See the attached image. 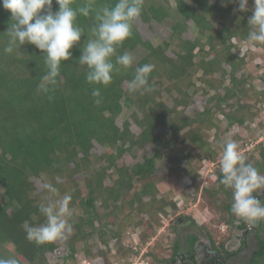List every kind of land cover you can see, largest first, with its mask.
<instances>
[{"label": "trees", "instance_id": "obj_1", "mask_svg": "<svg viewBox=\"0 0 264 264\" xmlns=\"http://www.w3.org/2000/svg\"><path fill=\"white\" fill-rule=\"evenodd\" d=\"M85 2L73 0L72 6L78 8ZM116 2L92 0L96 9ZM169 2L144 0L139 20L150 25L171 19V36L154 45L143 39L136 20L132 35L117 48V55L138 47L148 53L130 68L116 65L119 70L107 86L89 84L87 66L79 63L96 21L94 12L87 17L78 15L83 35L71 49V58L61 62L58 83L48 94L38 91L47 71L42 50L26 43L11 54L3 52L9 39L6 32L11 14L0 4V258L16 257L20 264H52L48 256L57 252V241L43 245L30 242L25 226L43 224L46 218L39 212V205L66 194L71 196L73 210L69 220L72 230L66 235L69 254L61 257L62 263L55 264H78L80 246L87 260L112 264L113 241L115 256L130 255L133 250L125 249L121 243L126 229L140 228L139 238L146 243L166 217L180 210L175 195H162L159 188L167 181L168 172L179 178L184 187L181 194L192 185L197 193L201 191V207L212 218L213 228L204 226L212 247H216L219 236L216 228L224 223L234 225L230 189L220 184V170L215 180H209V187L202 189L197 164L217 158L205 131L218 127V115H223L229 130L252 123L261 110L262 96L257 98L248 89V57L241 48L236 49L238 42H248V18L252 12L250 8L241 12L238 4L227 0H174V8ZM249 5L254 6L252 0ZM58 7L53 0V11ZM189 22L197 32L193 40L184 36L191 29ZM254 44L264 49V44ZM112 62L115 64V56ZM144 64L153 65L149 83L154 90L130 92L135 69ZM217 74L220 78L215 77ZM127 83L128 88H124ZM94 88L101 92L99 105L94 103ZM198 94L207 97L206 106L189 116L186 109ZM119 117L125 118L123 127L117 124ZM132 125L139 131L133 132ZM171 143L181 146L183 157L169 158V167L161 171L158 162L165 146ZM96 144L103 148V154L97 157L104 165L92 171L90 162L96 157L92 152ZM148 148L154 152L152 156L146 154L133 165L120 164L126 153ZM259 155L260 160H255L253 166L264 175V146ZM79 176H83L82 180ZM108 179L111 185L106 183ZM36 180L54 186L57 192L53 194L46 187L38 192ZM100 200L102 208L98 210ZM179 220L196 225L193 217L178 216L176 222ZM240 221L239 228L246 229V221ZM255 225L258 250L244 264H264V220ZM169 231L175 228L170 226ZM198 240L195 235L187 237L190 253ZM174 251L175 257L179 253L178 241Z\"/></svg>", "mask_w": 264, "mask_h": 264}, {"label": "clouds", "instance_id": "obj_2", "mask_svg": "<svg viewBox=\"0 0 264 264\" xmlns=\"http://www.w3.org/2000/svg\"><path fill=\"white\" fill-rule=\"evenodd\" d=\"M59 6L53 11V0H0L2 7L10 12V25L7 30L9 37L3 52L11 54L26 43L42 50L45 56L46 74L41 78L38 91L48 94L58 83L62 61L71 58L74 46L79 44L82 29L77 24L78 15L85 17L95 13V26L92 36L82 48L79 63L87 66L86 80L89 84L107 86L113 73L118 71L116 65L127 69L134 64V57L128 52L117 55V48L132 35L134 22L141 16L144 0H117L113 6L96 9L92 0H86L83 6L73 8V0H55ZM239 5V11H249V0H227ZM252 15L248 18L249 43L264 44V0H252ZM227 6V3H225ZM115 56V64L112 57ZM153 65L144 64L135 69L130 81L129 91L141 94L154 90L149 83ZM94 103H102L99 88L92 90ZM51 99V96L49 97ZM222 178L220 184L232 191L231 212L237 218L247 222L257 223L264 220V202L254 193L264 187V175L246 162V157L240 152L236 141L228 139L223 142L220 160ZM202 182V189L203 181ZM51 193L57 189L45 185ZM207 187V186H206ZM71 196L64 195L62 199L49 200L39 205V212L46 218L43 224L25 226L26 238L37 245L64 239L72 230L69 222L73 215L70 208ZM0 264H20L16 257L0 258Z\"/></svg>", "mask_w": 264, "mask_h": 264}, {"label": "rangeland", "instance_id": "obj_3", "mask_svg": "<svg viewBox=\"0 0 264 264\" xmlns=\"http://www.w3.org/2000/svg\"><path fill=\"white\" fill-rule=\"evenodd\" d=\"M208 1L220 2V0ZM169 5L171 6V8H174V0H170ZM248 8L252 9V6L248 4ZM138 21L139 30L142 34L143 39L146 41H151V43H153L154 45H159L161 42L167 40L171 36V32L169 30L173 25V20L171 19H166L162 24L152 22L150 25L141 23L139 18L136 22L138 23ZM189 26L191 27V29H189L184 34V36L193 40L197 32L195 31V29L192 30L193 25L191 22H189ZM238 48H241L242 53L244 52L248 57V65L246 67V76L248 77L249 75L248 89L253 96L257 98H259V96H262L261 104L259 105L261 110H259L257 118L252 121V123L247 122L248 125L245 124L243 127L235 125L229 130H226L227 124L222 121L224 120L223 115L220 114L217 116L219 120L218 127L210 131H205V138L209 142V146H211V148L217 153V158L215 160L210 159L209 162L205 164L204 161L202 162L203 164H197V169L200 172L199 181L201 184V181H203V187L205 188L209 187V180H215V176L217 177L218 171L220 170V160L222 157L224 141L228 139L236 141L239 145L240 152L246 157V161H248L252 165L254 164L255 160H260L259 153L264 146V79H262L264 78V49L259 48L254 43L249 42H238L236 49ZM128 53L133 55L135 65L141 59H143L148 52L146 51V49L138 47L136 50ZM167 53L169 56L174 57L171 51H168ZM83 66L86 65H82V67ZM215 77L220 78V74H217ZM197 85L198 87L201 86V82H197ZM128 86L129 84L127 83L124 85V88H128ZM206 102L207 97L202 94H198L196 97H194V103L192 104V106L189 109H186V114H188L189 116H193L194 113L202 112L206 106ZM124 119V117H119L117 119V124L120 127H123ZM132 131L138 132V127L136 125H132ZM261 145L262 147H260ZM180 148L181 146L176 147L173 143L165 146L163 157L158 162V164L161 165V171H164L169 167V158L177 156V159H182L183 155L180 152ZM253 150H255V160L251 159ZM92 152L96 157L90 162V170L94 171V169L104 165V162L98 160L97 157L103 154V148L96 144ZM153 153L154 152L150 148L145 151L134 149L131 153L125 154L124 159L120 161V164L133 165L136 162L142 161L143 157L146 154L152 156ZM181 163L183 164L184 160L181 161ZM160 170L158 172H161ZM167 175V181L161 184L159 188L162 191V195L170 192L175 195V202L180 210L176 215L172 214L171 217H166L164 220V224L161 225V227L157 228L156 235L146 243H143L139 238L142 232L140 228H137L138 230L136 231L132 230L131 228L126 229L125 232L122 231L124 233L123 237L121 238L122 246L125 249H132L133 253L123 258L115 256L116 248L114 246L115 242L113 241V250L111 249L110 254L112 264H185L184 252H186L185 250L187 249L188 245L187 237L190 235L198 236V238L201 239L206 245L212 246L206 235V227H204L208 226V228H213L211 221L212 218L207 215L205 209L201 207V191L200 193H197L195 187L192 185L189 189L190 191L186 189V192L183 195L181 194V192L183 191L184 187L180 185L179 178H175L174 175H172L170 172H168ZM82 177L83 176H79V180H82ZM111 182L112 181L108 179L106 183L108 185H111ZM36 186L37 191L41 192L45 187V183L40 180H36ZM2 194L3 191H0V195ZM254 195L259 196V199L264 202V198H260L264 196V187L262 189H258L254 193ZM62 198L63 197H61V199ZM230 198L232 205L231 190ZM96 208L98 210L102 208L101 200L97 203ZM178 216L193 217V219L196 221V225L181 220H179V222H176V218ZM205 220L206 223H202ZM233 222L234 225H227L224 223L220 227L216 228L215 232L219 235L216 241V247L221 246L222 243L227 244L231 240H236L238 243H241L239 247L240 252L236 256H234V258H232L228 264H244L258 250V240L256 239L258 228H256L254 223L246 222V224L249 226V229L247 233H245L244 231H242V229H236V226H240V219H234ZM170 226L174 227L175 231H169ZM243 239H246V245L245 243H243ZM175 241H178L179 243V253L174 257ZM57 244L59 246L57 252L48 256L49 261L52 264H55L57 262L62 263L61 257L69 254L67 237L57 240ZM80 247L81 249L76 256L78 264H98L102 262L101 260L96 261L97 259L87 260L83 254L82 246ZM94 250H98V248ZM160 258H163V261H160ZM174 259L176 260L173 261Z\"/></svg>", "mask_w": 264, "mask_h": 264}, {"label": "flooded vegetation", "instance_id": "obj_4", "mask_svg": "<svg viewBox=\"0 0 264 264\" xmlns=\"http://www.w3.org/2000/svg\"><path fill=\"white\" fill-rule=\"evenodd\" d=\"M261 187L260 189H262ZM259 199V196H256ZM261 199L264 196L260 197ZM234 216V214H233ZM235 220H241L242 218H237L234 216ZM247 222V221H246ZM242 222L240 221V225ZM255 224V223H254ZM246 229L242 230L247 233L249 226L247 224ZM256 226V225H255ZM257 228V226H256ZM236 229H239V226H236ZM245 235V234H244ZM246 242V239H243V243ZM187 249L184 252V262L185 264H228L234 256L240 252V245L236 240H231L230 242L222 243V246L212 247L206 245L201 239L195 243V250L193 253H190L189 243H187ZM246 245V243H245Z\"/></svg>", "mask_w": 264, "mask_h": 264}, {"label": "crops", "instance_id": "obj_5", "mask_svg": "<svg viewBox=\"0 0 264 264\" xmlns=\"http://www.w3.org/2000/svg\"><path fill=\"white\" fill-rule=\"evenodd\" d=\"M206 214H207V213H206ZM207 215H208V214H207ZM197 221H199V220H197ZM200 223H201V222H200ZM202 223H204V224H205V223H206V220H205L204 222H202ZM199 227H200V226H199Z\"/></svg>", "mask_w": 264, "mask_h": 264}]
</instances>
